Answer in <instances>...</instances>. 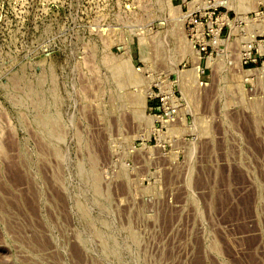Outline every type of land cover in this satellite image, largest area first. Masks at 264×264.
I'll return each mask as SVG.
<instances>
[{
  "label": "rangeland",
  "instance_id": "rangeland-1",
  "mask_svg": "<svg viewBox=\"0 0 264 264\" xmlns=\"http://www.w3.org/2000/svg\"><path fill=\"white\" fill-rule=\"evenodd\" d=\"M0 264H264V0H0Z\"/></svg>",
  "mask_w": 264,
  "mask_h": 264
},
{
  "label": "bare ground",
  "instance_id": "bare-ground-1",
  "mask_svg": "<svg viewBox=\"0 0 264 264\" xmlns=\"http://www.w3.org/2000/svg\"><path fill=\"white\" fill-rule=\"evenodd\" d=\"M168 1H170V0H168ZM167 3V2H166ZM172 4V3H171ZM170 4V2H168V5L170 6L171 5ZM167 6V5H166ZM173 6V5H172ZM173 8V7H172ZM175 8V7H174ZM178 8V7H177ZM177 8L175 9V10H177ZM180 8V7H179ZM169 9H171V8H169ZM173 10V9H172ZM179 10V9H178ZM171 12V11H170ZM177 13H178V11H177ZM186 15V14H185ZM224 16H225V13H224ZM181 17V16H180ZM201 26V25H200ZM199 26V27H200ZM188 43H186V45H187ZM188 46V47H187ZM187 46H185V47H187V48H189L188 50H191L192 51V47H190V45L188 44ZM187 48H186V50H187ZM144 100V99H143ZM145 101V100H144ZM150 118V117H149ZM156 118V117H155ZM154 118V119H155ZM159 118H160V116H159ZM152 119H153V117H152ZM158 119V118H157Z\"/></svg>",
  "mask_w": 264,
  "mask_h": 264
},
{
  "label": "built area",
  "instance_id": "built-area-1",
  "mask_svg": "<svg viewBox=\"0 0 264 264\" xmlns=\"http://www.w3.org/2000/svg\"><path fill=\"white\" fill-rule=\"evenodd\" d=\"M203 72H205V70H203Z\"/></svg>",
  "mask_w": 264,
  "mask_h": 264
}]
</instances>
